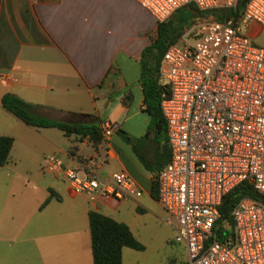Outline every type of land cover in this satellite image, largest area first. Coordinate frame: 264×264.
Masks as SVG:
<instances>
[{
  "label": "crops",
  "instance_id": "0c3cea01",
  "mask_svg": "<svg viewBox=\"0 0 264 264\" xmlns=\"http://www.w3.org/2000/svg\"><path fill=\"white\" fill-rule=\"evenodd\" d=\"M180 8L172 19L185 17L189 9ZM247 32L264 42L259 24ZM156 33L141 0H0V96L13 92L52 118H109L119 127L94 148L57 127L28 125L0 103V134L13 136L0 166V264H93L90 209L125 222L135 237L136 214L163 209L150 182L165 157V137L148 126L139 80L142 51ZM96 153L99 174L123 170L142 193L89 198L60 169L42 167L47 154L73 165Z\"/></svg>",
  "mask_w": 264,
  "mask_h": 264
},
{
  "label": "built area",
  "instance_id": "2783aa9c",
  "mask_svg": "<svg viewBox=\"0 0 264 264\" xmlns=\"http://www.w3.org/2000/svg\"><path fill=\"white\" fill-rule=\"evenodd\" d=\"M236 2L141 0L157 22L189 3L208 9ZM253 22L264 27V0H247L238 16L194 22L160 58L169 88L160 109L170 157L157 175V200L174 228L171 241L186 248L185 264H264V199L241 196L230 209L232 234L218 237L231 227L227 219L219 222L225 193L247 181L264 195V42L247 32ZM99 128L98 145L106 146L118 124L104 118ZM100 163L98 153L73 165L47 154L42 167L60 169L89 198L142 193L123 170L99 174Z\"/></svg>",
  "mask_w": 264,
  "mask_h": 264
},
{
  "label": "trees",
  "instance_id": "16d2710c",
  "mask_svg": "<svg viewBox=\"0 0 264 264\" xmlns=\"http://www.w3.org/2000/svg\"><path fill=\"white\" fill-rule=\"evenodd\" d=\"M246 1L247 0H237L234 7H213L208 9H200L193 3H189L181 7H187L189 9L184 18L174 20L172 16H170L166 20L157 22L156 36L142 51L139 80L143 91L144 108L150 115L148 126L155 128L157 131H162L165 137V157L150 182V193L154 197H157L158 172L170 157V148L166 139L165 120L160 109V100L169 92L168 84L161 80L159 73V62L162 53L167 46L179 41L186 23H190L196 17L201 19H224L229 16H238L241 14ZM0 103L5 109L12 112L26 124L35 128L49 126L57 127L62 130L71 141L82 139L85 135H88L92 146L97 148L102 139L99 128V122L102 120L100 117H96L94 120L92 118L87 120L84 117L70 120L52 118L35 111V107L38 103L28 101L9 91L2 93L0 96ZM123 134L127 140L131 141L136 139L124 132ZM12 142V135L0 134V166L4 165L7 161ZM70 151H73V146L70 147ZM80 158L82 157H79V159ZM53 194L55 193L51 189L50 195L47 196L44 202ZM244 195L264 199V195L259 193L253 185L247 181L238 183L225 193L218 206L220 213L219 222L227 219L231 227L229 230L220 229L218 233L219 239H223L225 233L232 234L230 209L234 203ZM88 223L93 264H122V248L124 246L136 249L143 248V244L135 237L129 226L123 221L116 220L98 210L90 209L88 211Z\"/></svg>",
  "mask_w": 264,
  "mask_h": 264
},
{
  "label": "rangeland",
  "instance_id": "374dc122",
  "mask_svg": "<svg viewBox=\"0 0 264 264\" xmlns=\"http://www.w3.org/2000/svg\"><path fill=\"white\" fill-rule=\"evenodd\" d=\"M261 39L255 42L261 43ZM140 220L135 223L136 238L143 248L124 246L122 264H185L187 252L182 242H173L174 228L165 220V211L160 208L156 214H136Z\"/></svg>",
  "mask_w": 264,
  "mask_h": 264
},
{
  "label": "water",
  "instance_id": "95a60500",
  "mask_svg": "<svg viewBox=\"0 0 264 264\" xmlns=\"http://www.w3.org/2000/svg\"><path fill=\"white\" fill-rule=\"evenodd\" d=\"M82 115H87V113H81Z\"/></svg>",
  "mask_w": 264,
  "mask_h": 264
}]
</instances>
